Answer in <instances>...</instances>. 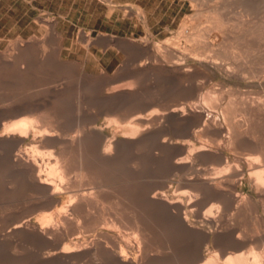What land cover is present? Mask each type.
<instances>
[{
    "label": "bare ground",
    "instance_id": "bare-ground-1",
    "mask_svg": "<svg viewBox=\"0 0 264 264\" xmlns=\"http://www.w3.org/2000/svg\"><path fill=\"white\" fill-rule=\"evenodd\" d=\"M227 1L159 43L80 30L112 72L44 16L0 50V264H264V0Z\"/></svg>",
    "mask_w": 264,
    "mask_h": 264
},
{
    "label": "rangeland",
    "instance_id": "rangeland-1",
    "mask_svg": "<svg viewBox=\"0 0 264 264\" xmlns=\"http://www.w3.org/2000/svg\"><path fill=\"white\" fill-rule=\"evenodd\" d=\"M99 1L0 0V50H4L11 41L19 38L27 39L32 35L41 36L42 34L45 36L49 31L48 27L38 24V19L44 16L43 18H50L57 22L56 28L63 36L62 57L64 59L85 65L90 73L97 72L101 68L112 72L122 64L126 56L119 54L115 48L103 51L97 43H92L89 47L85 46L84 42L78 38L80 30L87 31L94 39L101 34H112L138 42L143 39H151L150 41L154 43L165 41L167 38L174 40L178 37L181 24L185 25L186 30L194 29L193 26L203 29L204 23H198V19L206 14L204 10L207 8L206 4L209 6L210 1L212 4L213 1L221 2L222 0H210L206 1L208 2L206 4L202 2L203 7L206 6L204 9L199 0L196 2L195 0H112L113 6ZM236 1H227L228 11L230 9V12L234 11L236 7L246 4V0L245 2L244 0ZM262 2L263 0H254L252 6L256 7L252 9L254 12L252 16L259 15L258 10H262L260 7ZM240 3L242 5H237ZM196 4L201 7H197ZM132 7H135L136 11L138 9L141 12L144 11L142 14L145 16V21L137 14H133L135 10ZM216 37L217 33H213L210 40L214 42ZM48 38L52 39L49 35ZM50 39L47 42V50L53 52L54 41ZM179 42L182 46L192 44L183 38H180ZM59 74L55 72V76ZM219 83L223 84L222 89L225 93L234 90L247 89L252 92L258 90L256 86L244 88V84L236 80H223L218 74L205 85L207 89L215 90L219 87Z\"/></svg>",
    "mask_w": 264,
    "mask_h": 264
}]
</instances>
